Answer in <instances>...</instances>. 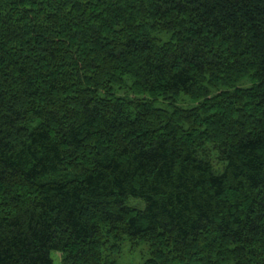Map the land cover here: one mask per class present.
<instances>
[{
	"label": "trees",
	"instance_id": "trees-1",
	"mask_svg": "<svg viewBox=\"0 0 264 264\" xmlns=\"http://www.w3.org/2000/svg\"><path fill=\"white\" fill-rule=\"evenodd\" d=\"M127 244L264 264V0H0V264Z\"/></svg>",
	"mask_w": 264,
	"mask_h": 264
},
{
	"label": "rangeland",
	"instance_id": "rangeland-1",
	"mask_svg": "<svg viewBox=\"0 0 264 264\" xmlns=\"http://www.w3.org/2000/svg\"><path fill=\"white\" fill-rule=\"evenodd\" d=\"M213 162L215 164L217 163L216 158H214ZM129 203L135 206L137 205L140 206L138 201L134 199L133 200L131 199ZM122 250L123 251L118 259L119 262L122 264H139L146 256V245L143 244L139 245L135 249H130L129 245L127 244V246L125 245V247ZM51 257L53 259V264H61L62 257L59 252H51Z\"/></svg>",
	"mask_w": 264,
	"mask_h": 264
}]
</instances>
